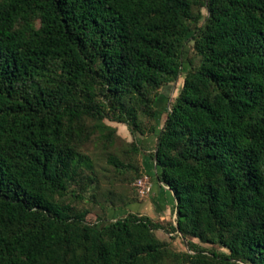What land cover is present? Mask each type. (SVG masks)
Returning a JSON list of instances; mask_svg holds the SVG:
<instances>
[{
    "label": "trees",
    "instance_id": "1",
    "mask_svg": "<svg viewBox=\"0 0 264 264\" xmlns=\"http://www.w3.org/2000/svg\"><path fill=\"white\" fill-rule=\"evenodd\" d=\"M189 40L179 95L147 129ZM105 120L159 133L176 225L90 222L81 148L113 143ZM157 231L226 251L177 253ZM0 264H264V0H0Z\"/></svg>",
    "mask_w": 264,
    "mask_h": 264
},
{
    "label": "rangeland",
    "instance_id": "2",
    "mask_svg": "<svg viewBox=\"0 0 264 264\" xmlns=\"http://www.w3.org/2000/svg\"><path fill=\"white\" fill-rule=\"evenodd\" d=\"M193 44L194 42L189 40L185 45L182 76L178 81L167 84L159 91L161 97L156 104L158 115L156 120L144 119L147 129L151 124H156L159 132L164 126L171 106L183 86L184 75L189 68L188 58H192L194 55ZM105 123L117 130V134L113 136V143L110 144L99 133H89L81 148L82 153L92 161L97 180V186L85 193L87 201L93 194L92 192L96 193V206L91 208L90 222H97L100 218L113 221L133 212L149 216L168 228L170 225H176V200L170 189L162 186L163 196L150 194L148 197H142L135 187L136 179L140 175H148L154 182L156 163L153 154L157 148L159 133L155 131L153 134L146 135L132 134L125 124L109 120H105ZM112 156L121 161L122 169H118L109 162V158ZM143 203H145L143 206L148 208L136 210L138 204L142 205ZM156 235L161 240L168 242L177 253L189 252L193 254L189 250V242L208 249L216 248L226 251L220 246L202 243L196 238L185 237L179 232L171 234L157 231Z\"/></svg>",
    "mask_w": 264,
    "mask_h": 264
},
{
    "label": "built area",
    "instance_id": "3",
    "mask_svg": "<svg viewBox=\"0 0 264 264\" xmlns=\"http://www.w3.org/2000/svg\"><path fill=\"white\" fill-rule=\"evenodd\" d=\"M162 186H164L167 189H170L165 184H162ZM135 187L137 188L138 193L142 197H148L153 192L154 183H153V180L151 179V177H149L148 175H145V176L138 178L136 180Z\"/></svg>",
    "mask_w": 264,
    "mask_h": 264
},
{
    "label": "crops",
    "instance_id": "4",
    "mask_svg": "<svg viewBox=\"0 0 264 264\" xmlns=\"http://www.w3.org/2000/svg\"><path fill=\"white\" fill-rule=\"evenodd\" d=\"M155 176H154V188H153V192L151 193L152 195H156V196H160L162 195L163 196V191H162V184L157 180V177H156V172H157V169L155 167ZM150 200V199H149ZM147 203V202H146ZM145 203H143L142 205L138 204V207H136L137 209L136 210H143V209H147L148 207L146 206H143Z\"/></svg>",
    "mask_w": 264,
    "mask_h": 264
},
{
    "label": "water",
    "instance_id": "5",
    "mask_svg": "<svg viewBox=\"0 0 264 264\" xmlns=\"http://www.w3.org/2000/svg\"><path fill=\"white\" fill-rule=\"evenodd\" d=\"M156 152H157V151H156ZM155 157H157V153H156Z\"/></svg>",
    "mask_w": 264,
    "mask_h": 264
}]
</instances>
